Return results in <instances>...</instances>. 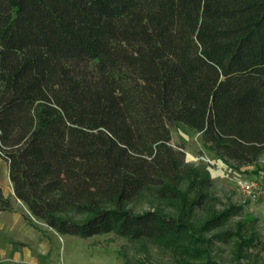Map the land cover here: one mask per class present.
I'll use <instances>...</instances> for the list:
<instances>
[{
    "label": "trees",
    "instance_id": "16d2710c",
    "mask_svg": "<svg viewBox=\"0 0 264 264\" xmlns=\"http://www.w3.org/2000/svg\"><path fill=\"white\" fill-rule=\"evenodd\" d=\"M178 123L234 168L264 153V0H0V159L36 221L213 264L189 219L209 178L170 145ZM182 178L198 193L178 217L127 208Z\"/></svg>",
    "mask_w": 264,
    "mask_h": 264
},
{
    "label": "rangeland",
    "instance_id": "374dc122",
    "mask_svg": "<svg viewBox=\"0 0 264 264\" xmlns=\"http://www.w3.org/2000/svg\"><path fill=\"white\" fill-rule=\"evenodd\" d=\"M170 131V145L185 154V162L198 171L199 178L205 174L209 178V186L202 188L207 195L209 209L189 212L194 235L205 243L199 249H207L206 255L213 264H264V153L254 166L234 168L210 152L200 134L187 126L173 124ZM2 170L1 184L7 190L10 184L5 168ZM190 186L189 179H180L176 185L180 198L176 199L171 198L172 194L169 195L171 199H161L154 190L144 191L127 208L135 214L156 211L178 217L188 209L185 201L189 204L198 193L197 187L190 189ZM12 199L17 205L13 196ZM26 210L17 209L23 217L28 212ZM225 211L230 212L223 227L202 230L210 218ZM72 217L79 219V216ZM31 218L35 221H31L33 227L37 229L36 222H41ZM49 233L52 253H40L28 245H20L17 251L0 252V264H22L39 253L49 261L44 264H178L179 260L178 254L157 241H128L113 233L87 239ZM204 261L205 258H201L196 263Z\"/></svg>",
    "mask_w": 264,
    "mask_h": 264
},
{
    "label": "crops",
    "instance_id": "0c3cea01",
    "mask_svg": "<svg viewBox=\"0 0 264 264\" xmlns=\"http://www.w3.org/2000/svg\"><path fill=\"white\" fill-rule=\"evenodd\" d=\"M4 168L6 171V177H8L7 164L4 160L0 159V172H2V169ZM9 184V189L5 190L1 184L0 177V188L2 189L3 195L9 199L12 205L11 211L0 212V252H14L17 251V247H20V245H28L31 249L37 250L40 253H52L50 249L51 247H49L50 241L52 242L49 232L54 231L47 228L45 224L38 222H36L37 229H35L32 225V222L35 223V221L31 218L30 214L27 212L25 217H23L22 214L17 211L18 208L26 209V207L16 200L10 180ZM12 196L18 203L17 205L12 201ZM43 235L45 237H43ZM28 246H25L24 248L30 251ZM40 253L34 258L33 256L28 258L27 262H23L22 264L48 263V259L44 258Z\"/></svg>",
    "mask_w": 264,
    "mask_h": 264
}]
</instances>
